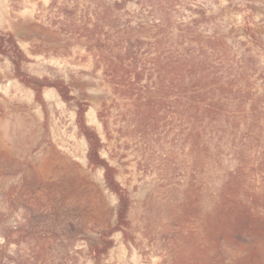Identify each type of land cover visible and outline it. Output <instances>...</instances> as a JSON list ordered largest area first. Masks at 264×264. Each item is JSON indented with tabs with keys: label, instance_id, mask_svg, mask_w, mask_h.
Instances as JSON below:
<instances>
[{
	"label": "rangeland",
	"instance_id": "1",
	"mask_svg": "<svg viewBox=\"0 0 264 264\" xmlns=\"http://www.w3.org/2000/svg\"><path fill=\"white\" fill-rule=\"evenodd\" d=\"M136 2L124 19L143 24L145 40L163 37L166 55L168 38L177 41L183 30L205 44L217 38L204 56L215 68L210 78L225 84L223 114L194 148L175 100L179 82L144 78L140 94L171 99L144 107L138 125L87 50L83 36L98 30L99 0H0V264H233L250 252L264 264V0H145V11ZM244 2L255 8L259 44L244 36ZM9 34L28 78L9 57ZM35 81L63 83L75 100L55 87L38 99ZM77 100L88 103L87 125L131 201L127 235L113 232L100 258L95 250L117 226L119 199L104 169L89 164ZM104 102L112 110L107 132L98 117ZM237 232L241 242L231 238Z\"/></svg>",
	"mask_w": 264,
	"mask_h": 264
},
{
	"label": "trees",
	"instance_id": "2",
	"mask_svg": "<svg viewBox=\"0 0 264 264\" xmlns=\"http://www.w3.org/2000/svg\"><path fill=\"white\" fill-rule=\"evenodd\" d=\"M104 1L99 0L98 12H96L98 30L92 33L87 30L83 36L86 38L87 50L95 60L96 70L102 72L103 78H106L117 97L125 100L127 106L134 107L136 121L140 126L147 116L143 111L144 107L152 108L158 103L161 104L171 99L169 95L163 94L156 98L153 95L144 97L140 94L142 80L144 78H173L171 81L179 82L180 91L175 99L179 109L178 113L182 120L189 119L192 146L199 148L201 143H205L209 132H213L215 123L223 114L224 105L229 101V97L224 96L223 92L225 84L216 78H210L215 77V68L212 60L206 55L204 56V51L216 49L217 38L208 37L205 44L201 42L203 38H200L199 34L183 30L177 41L168 38L169 48L167 50H170V53L166 55L167 52L161 50L164 43L163 37L159 39L156 36L150 41L145 40L147 38L144 36L146 27L139 24L137 28H132L131 20L124 19L125 13L128 12L127 5L133 3L134 0H109V4ZM136 1L141 11H145L147 8L145 0ZM167 5H169L167 11L171 12L173 4L168 3ZM68 9L66 7V13L72 15L74 10ZM240 11L243 13L244 36L248 42L259 44L262 40L261 34L257 32L253 24L255 8L249 2H244ZM107 20H110L109 31L105 29ZM66 27L67 31L72 34L78 31L75 30L74 24ZM8 36L7 42L15 48L14 54L9 57L16 67L17 74L21 78H28L21 70L25 55L16 44L14 36L12 34ZM3 40L0 38V44L3 43ZM192 45H198L200 51L196 52L192 48H185V46L192 47ZM151 50L154 51L153 54H151ZM45 87H55L67 102L75 100L70 96L68 87L63 83L53 86L44 81H35L33 88L38 99H41ZM76 106L80 132L89 143V164L95 168L104 169L106 186L119 199L117 226L111 233L102 235V244L95 250V254L100 258L112 246V242L108 238L113 232L123 231L124 235H127L125 231L129 226L128 214L131 201L127 190L122 188L116 179V169L101 155V150L104 147L102 138L98 132L87 125L85 115L89 108L88 103L77 100ZM111 112L112 110L106 102L102 104L98 112L99 120L106 132L109 130ZM242 236V232H237L231 238L241 242ZM254 258L255 256L250 252L246 257L236 259L233 264H255Z\"/></svg>",
	"mask_w": 264,
	"mask_h": 264
}]
</instances>
